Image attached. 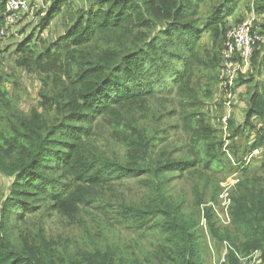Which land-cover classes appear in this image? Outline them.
Listing matches in <instances>:
<instances>
[{"label":"trees","instance_id":"obj_1","mask_svg":"<svg viewBox=\"0 0 264 264\" xmlns=\"http://www.w3.org/2000/svg\"><path fill=\"white\" fill-rule=\"evenodd\" d=\"M210 3L51 0L35 26L36 36L34 29L26 33L16 27L1 33L5 3L0 0V173L12 177L0 202V264H142L127 260L125 252L133 248H111L94 235L85 244L91 247L77 251L60 247L41 231L21 237L20 243L12 238L11 221L24 220L28 211L46 207L75 219L95 203L112 227L138 232L156 228L170 236L147 264H206L207 244H200L204 229L210 238L233 247L225 264H238V252L261 250L264 257V178L255 180L250 166L257 156L253 152L264 163V83L253 79L254 70L260 75L264 66V40L254 50L250 76L236 82L234 103L239 99L240 106L229 113L226 129L222 117L227 111L217 92L224 113L216 128L200 110L205 100L199 97L198 69L207 71L201 97L214 98L210 89L218 82L220 54L207 58L200 41L207 33L218 48L229 16L242 0ZM252 9L264 13V0H247L245 12ZM57 15L62 32L47 41L41 34ZM242 19L238 16L235 22ZM10 37L16 44L11 51L10 44H3ZM4 52L11 53L13 67L39 76L38 107L28 114L16 109L2 87L7 81ZM241 89L246 100L239 98ZM177 99L178 113L166 110ZM162 109L166 111L160 114ZM165 116L179 121L162 127ZM102 122L124 148L121 158L90 149L88 141ZM178 128L184 130L180 145H163L169 130ZM230 175L236 182L228 190L229 222L223 225L215 207L220 183ZM184 177L190 186L186 190L194 195L189 203L186 190L181 197L171 193L174 179ZM126 178L147 180L146 192L126 199L118 189ZM114 192L116 200L111 198Z\"/></svg>","mask_w":264,"mask_h":264},{"label":"rangeland","instance_id":"obj_2","mask_svg":"<svg viewBox=\"0 0 264 264\" xmlns=\"http://www.w3.org/2000/svg\"><path fill=\"white\" fill-rule=\"evenodd\" d=\"M50 1L51 0H40L38 7L35 11L26 13L24 12L20 14L17 20L20 22L17 24V26H14L16 28L13 27L14 30H16L17 28L19 30L21 28H24L26 33H29L32 32V29H34V35L39 36V29L35 26L39 23L40 18L46 14V11L50 5ZM216 1L217 0H209V2H211L210 4H212L213 2L216 3ZM245 2H247V0H242V4H240L236 8V10L229 16L230 25L237 23L235 22V20H237L238 16L245 15ZM209 8L210 5L207 4L204 7V12H207ZM62 29V18L61 16L57 15L54 17L53 21H51L49 27H47V29L42 32L41 36L45 40L49 41L52 40L57 33H61ZM18 31L15 32L17 37H19V34H17ZM11 32H14L13 29H11ZM17 37L13 36L15 42L17 41ZM10 42H12L11 37L10 40L4 38V46L10 44L8 49H10L11 51L15 48L16 44L15 42ZM222 42L221 45L216 48L213 44L210 35L206 33L201 39L200 44H202L201 46L205 48V55L207 56V58H213V56H216L218 58L222 47ZM263 54L261 55L260 60L264 62ZM13 66L14 63L11 53L4 52L2 69L4 70V74L6 75L5 77H7V81L5 79L2 81V87H4V89H6V91L8 92V97L10 100H12V103L15 105L16 109L22 111L24 114H28L32 108L38 107V92L40 89V79L39 76L36 74L27 72L26 70L17 69ZM198 72V77L201 78V80L198 82V84H201L199 97L202 98V100H205L204 104H202L200 107L201 113L205 114L207 120L214 124L216 128H219L221 117L224 113L222 108H226L227 111V107L225 106V104L222 105V108L219 106L220 101H218V99L220 98L217 95V92L219 93L217 82L214 83V85L210 89L213 93L215 92L214 98L212 97L206 99L204 97H201L206 88V85L204 83V77L207 76V71H204L203 69H198ZM260 73L261 74L258 75L254 70L253 79L257 80V82L259 80V85L262 86V83H264V66L262 67V71H260ZM249 76H247L246 78H248ZM244 88L246 89V87ZM244 92V89H241L239 91L238 94L240 100H244V98L246 100L247 97ZM233 103L231 104V109L229 111L230 114H232L233 111H236L240 106L239 99L237 102H235L234 104ZM2 109H4L3 106ZM166 110H174V113H178V99L173 105H168L166 107ZM166 110L162 109L160 111V114L164 113ZM174 121H179V117L175 116L174 119H170L165 116L160 126L164 127L165 125L170 124ZM180 138H184L183 129L178 128V130H169V138L163 143V145L165 143L170 142L168 147L172 149L173 147L171 145H180L182 141L179 140ZM88 143L89 145H91V150L97 148L111 157L121 158L125 152L124 148L120 145L119 141L113 136V131L112 129H110L109 125L106 122H102L100 125L94 128L93 134L91 135V138ZM160 148L158 149V152H160ZM253 155L257 156L250 163V166L253 168L252 177L255 180L260 181L264 178V163L261 164L263 157H261V155H259L257 152H253ZM250 158H252L251 155H248V159ZM219 175L221 177L226 176L225 174ZM259 176L262 178L259 179ZM235 179L236 178L231 177V175L226 178L228 183H233ZM10 180H12V177H6L4 174L0 173V202H2L1 200H3L4 196L9 191L8 188H10ZM144 181L147 180L139 178L124 179L122 181V185L118 187L120 194L126 199L135 200L138 194L141 195L146 192V186L144 185ZM174 183L175 187L171 189V193L177 197L184 196L183 189H190L189 183L185 180V177L175 178ZM222 184H226V182ZM118 197L119 196H117L114 192L111 198L116 200ZM193 198L194 195L190 190H188L184 199L187 201V203H189L192 202ZM220 203L221 199L219 198V207ZM95 204L91 207V209L87 211H82L81 215L77 216L75 219L67 218L66 216H63L58 212L46 209V207H41L37 211L33 212L28 211L25 214L24 220L14 218L11 221L9 229L12 231V238L16 243H20L21 237L25 238L30 233H36L38 231H41L43 234H46L48 238H53L59 244L60 247L70 248L74 251H77L76 249L79 250L80 248L85 249L91 247V244L87 246H85V244L91 239V236L94 235L97 238H101L102 243L110 245L109 247L111 248H113L114 246L112 244H117L119 246L124 245L127 248H133L134 252L129 249L132 254L125 252L127 260L128 258H131L132 263H134L139 259L140 263L147 264L150 259L154 258V254L157 251L158 247L165 244L167 238L170 237L167 233H164L156 228L147 232H138L130 230L122 225H113L114 227H112L110 225L112 222L109 221L108 216L103 213L104 210L102 208L95 207ZM219 207H216V209H219ZM106 209L108 211L111 210L110 207H107ZM218 214L220 218V223L223 224L221 220L223 218L224 213L218 210ZM200 225L201 223L198 224L199 227ZM204 228L205 227L203 226V229ZM204 232L203 239H201L200 244H202L203 246V243L205 241L208 249H206L205 251V247L202 248V251H205L203 258L206 260V264H219L218 262L226 246L225 242H223L222 244V242H217L214 239L210 238L207 234L206 229H204ZM229 246L233 248L231 245ZM230 247L228 248V250L230 249ZM259 251L262 253L261 250ZM150 253H153V256H151Z\"/></svg>","mask_w":264,"mask_h":264},{"label":"built area","instance_id":"obj_3","mask_svg":"<svg viewBox=\"0 0 264 264\" xmlns=\"http://www.w3.org/2000/svg\"><path fill=\"white\" fill-rule=\"evenodd\" d=\"M40 0H4L5 3V27L1 33L7 34L11 27L17 24V20L22 13L33 12L37 9ZM264 23V13H257L255 10H250L245 13L240 22L231 24L225 31L222 47L220 50V65L218 67V82L220 96L227 107V114L222 117L224 129H226V121L229 116L231 104L235 101L237 94L236 82L240 76L247 77L252 72L251 58L254 50L259 42L264 40V34L261 32V24ZM222 184L223 187L219 198L221 199L218 210L224 213L221 222L227 224L229 216L227 207L230 203L228 196L229 188L233 183ZM223 182V183H224ZM207 205H212L209 202ZM219 216V214H218ZM202 225H205L206 220L202 217ZM225 249L219 260V264H224L226 254L230 247L225 242ZM238 264H264V257L259 250H256L248 255L236 253Z\"/></svg>","mask_w":264,"mask_h":264}]
</instances>
